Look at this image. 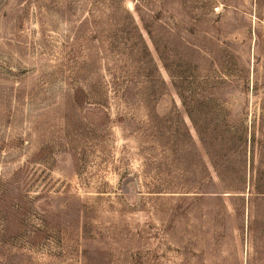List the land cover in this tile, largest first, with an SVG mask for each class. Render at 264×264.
Instances as JSON below:
<instances>
[{"label":"rangeland","instance_id":"374dc122","mask_svg":"<svg viewBox=\"0 0 264 264\" xmlns=\"http://www.w3.org/2000/svg\"><path fill=\"white\" fill-rule=\"evenodd\" d=\"M0 264H264V0H0Z\"/></svg>","mask_w":264,"mask_h":264}]
</instances>
